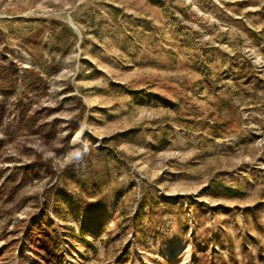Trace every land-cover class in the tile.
I'll list each match as a JSON object with an SVG mask.
<instances>
[{
	"label": "rangeland",
	"instance_id": "1",
	"mask_svg": "<svg viewBox=\"0 0 264 264\" xmlns=\"http://www.w3.org/2000/svg\"><path fill=\"white\" fill-rule=\"evenodd\" d=\"M0 264H264V0H0Z\"/></svg>",
	"mask_w": 264,
	"mask_h": 264
},
{
	"label": "trees",
	"instance_id": "2",
	"mask_svg": "<svg viewBox=\"0 0 264 264\" xmlns=\"http://www.w3.org/2000/svg\"><path fill=\"white\" fill-rule=\"evenodd\" d=\"M223 190H224V193L225 194H229V193H232L233 189L231 187H228V186H223Z\"/></svg>",
	"mask_w": 264,
	"mask_h": 264
},
{
	"label": "clouds",
	"instance_id": "3",
	"mask_svg": "<svg viewBox=\"0 0 264 264\" xmlns=\"http://www.w3.org/2000/svg\"><path fill=\"white\" fill-rule=\"evenodd\" d=\"M87 150V148H85V151ZM80 157V153L79 152H77V158H79Z\"/></svg>",
	"mask_w": 264,
	"mask_h": 264
},
{
	"label": "bare ground",
	"instance_id": "4",
	"mask_svg": "<svg viewBox=\"0 0 264 264\" xmlns=\"http://www.w3.org/2000/svg\"><path fill=\"white\" fill-rule=\"evenodd\" d=\"M177 252H179V250H177Z\"/></svg>",
	"mask_w": 264,
	"mask_h": 264
}]
</instances>
